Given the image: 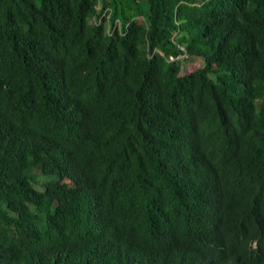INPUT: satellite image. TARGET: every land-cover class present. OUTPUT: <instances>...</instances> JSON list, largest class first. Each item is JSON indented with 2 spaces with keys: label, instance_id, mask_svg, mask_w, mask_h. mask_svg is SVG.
<instances>
[{
  "label": "trees",
  "instance_id": "16d2710c",
  "mask_svg": "<svg viewBox=\"0 0 264 264\" xmlns=\"http://www.w3.org/2000/svg\"><path fill=\"white\" fill-rule=\"evenodd\" d=\"M0 264H264V0H0Z\"/></svg>",
  "mask_w": 264,
  "mask_h": 264
},
{
  "label": "built area",
  "instance_id": "2783aa9c",
  "mask_svg": "<svg viewBox=\"0 0 264 264\" xmlns=\"http://www.w3.org/2000/svg\"><path fill=\"white\" fill-rule=\"evenodd\" d=\"M109 12H110V11H108V12L105 13V18H108V20H109V24H110L111 17H112V13L109 14ZM117 31H119V33H120L121 35H124V33H123V27H122L121 22H117L114 31H112V27L109 28V34H110L111 36H114L115 33H116ZM182 50L185 51L183 48H182ZM186 58H188V55H187V54H186V55H180V56H179V59H181V60H182V59H186ZM179 59H178V60H179ZM174 62H176V59L172 58V59H171V63H174Z\"/></svg>",
  "mask_w": 264,
  "mask_h": 264
},
{
  "label": "rangeland",
  "instance_id": "374dc122",
  "mask_svg": "<svg viewBox=\"0 0 264 264\" xmlns=\"http://www.w3.org/2000/svg\"><path fill=\"white\" fill-rule=\"evenodd\" d=\"M201 66H203V64H202V60H200V59H193L192 58L188 62H185L184 63V67H185V69H187V73H189L192 70L197 69L198 67H201ZM43 181L46 182L47 179L46 178H43ZM39 188L41 190L44 189L43 186H39Z\"/></svg>",
  "mask_w": 264,
  "mask_h": 264
},
{
  "label": "bare ground",
  "instance_id": "6f19581e",
  "mask_svg": "<svg viewBox=\"0 0 264 264\" xmlns=\"http://www.w3.org/2000/svg\"><path fill=\"white\" fill-rule=\"evenodd\" d=\"M198 1H200V0H198ZM208 3V2H207ZM213 4V3H212ZM102 18V17H101ZM116 20V19H115ZM126 28V27H125ZM125 35V34H124ZM176 57V56H175ZM50 214V213H49ZM50 217V216H49ZM47 223V222H46Z\"/></svg>",
  "mask_w": 264,
  "mask_h": 264
}]
</instances>
